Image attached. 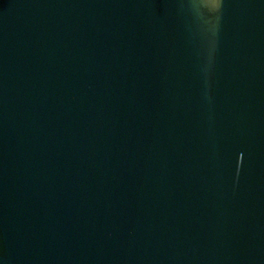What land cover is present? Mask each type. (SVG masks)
<instances>
[{"label":"water","instance_id":"obj_1","mask_svg":"<svg viewBox=\"0 0 264 264\" xmlns=\"http://www.w3.org/2000/svg\"><path fill=\"white\" fill-rule=\"evenodd\" d=\"M0 264H264V0H0Z\"/></svg>","mask_w":264,"mask_h":264}]
</instances>
